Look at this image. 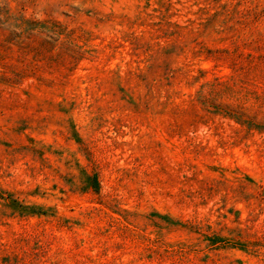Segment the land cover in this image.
Returning a JSON list of instances; mask_svg holds the SVG:
<instances>
[{
    "label": "rangeland",
    "instance_id": "374dc122",
    "mask_svg": "<svg viewBox=\"0 0 264 264\" xmlns=\"http://www.w3.org/2000/svg\"><path fill=\"white\" fill-rule=\"evenodd\" d=\"M0 264H264V0H0Z\"/></svg>",
    "mask_w": 264,
    "mask_h": 264
}]
</instances>
